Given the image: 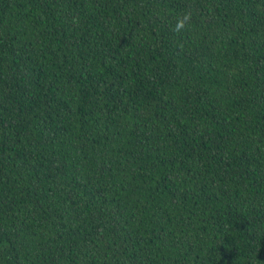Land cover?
I'll return each instance as SVG.
<instances>
[{
    "label": "trees",
    "instance_id": "trees-1",
    "mask_svg": "<svg viewBox=\"0 0 264 264\" xmlns=\"http://www.w3.org/2000/svg\"><path fill=\"white\" fill-rule=\"evenodd\" d=\"M0 264H264V0H0Z\"/></svg>",
    "mask_w": 264,
    "mask_h": 264
},
{
    "label": "clouds",
    "instance_id": "clouds-1",
    "mask_svg": "<svg viewBox=\"0 0 264 264\" xmlns=\"http://www.w3.org/2000/svg\"><path fill=\"white\" fill-rule=\"evenodd\" d=\"M191 20H192L191 13L185 12L182 18H178L177 23L173 30L175 32H181L182 30L185 29L187 25L190 24Z\"/></svg>",
    "mask_w": 264,
    "mask_h": 264
}]
</instances>
